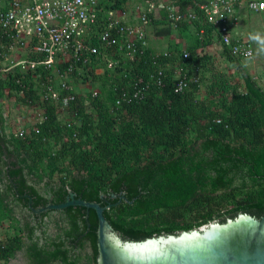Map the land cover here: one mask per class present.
Returning a JSON list of instances; mask_svg holds the SVG:
<instances>
[{
	"label": "trees",
	"instance_id": "obj_1",
	"mask_svg": "<svg viewBox=\"0 0 264 264\" xmlns=\"http://www.w3.org/2000/svg\"><path fill=\"white\" fill-rule=\"evenodd\" d=\"M130 1L100 0L98 20L80 37L95 52L84 49L76 60L69 50L57 64L69 76L57 99L42 98L56 77L48 67L0 73V227L5 220L9 228L0 230V264L98 263L93 208L34 210L64 202L69 191L103 206L112 230L130 241L240 213L264 215V73L253 75L251 60L223 43L202 0H168L192 13L187 20H170L164 8L147 10L151 34L129 58L119 44H104L100 32L111 10L134 21ZM236 36L230 31L232 43ZM215 42L216 54L209 49ZM175 73L188 78L180 92ZM5 97L40 107L45 118L10 128ZM19 255L22 261L12 263Z\"/></svg>",
	"mask_w": 264,
	"mask_h": 264
},
{
	"label": "built area",
	"instance_id": "obj_2",
	"mask_svg": "<svg viewBox=\"0 0 264 264\" xmlns=\"http://www.w3.org/2000/svg\"><path fill=\"white\" fill-rule=\"evenodd\" d=\"M199 7L207 21L220 30L223 43L231 45V52L252 61L254 52L250 40L242 36L232 43L230 31L240 20V9L260 12L264 10V0H202ZM154 8V13L159 12V8L166 9L172 21L192 18V13L180 12L168 0H160L157 5L138 3L132 9L135 19L132 23L123 22L128 14L125 11H109L107 26L100 32V40L107 45L119 44L126 55L133 58L136 51L147 44V10ZM101 11L99 0H0V73H7L18 66L48 67L56 77L47 86L42 98L57 99L63 89H69V76L64 75L57 64L65 62L69 50L76 60L84 49L95 52V47L88 48L80 37L98 20ZM29 51L44 55L30 60L27 57ZM176 79L175 91L180 92L186 87L188 78L175 73ZM156 81L159 82V77ZM138 93L137 89L133 95L138 96ZM73 97L65 95L63 102ZM39 108L33 106L32 110L39 112ZM44 117L40 116L41 119Z\"/></svg>",
	"mask_w": 264,
	"mask_h": 264
},
{
	"label": "water",
	"instance_id": "obj_3",
	"mask_svg": "<svg viewBox=\"0 0 264 264\" xmlns=\"http://www.w3.org/2000/svg\"><path fill=\"white\" fill-rule=\"evenodd\" d=\"M34 209L36 212L69 205L93 208L98 218L97 264H264V215L240 213L224 222L211 221L179 234L159 235L140 241L122 240L97 202L76 198ZM32 208V199L28 196Z\"/></svg>",
	"mask_w": 264,
	"mask_h": 264
},
{
	"label": "rangeland",
	"instance_id": "obj_4",
	"mask_svg": "<svg viewBox=\"0 0 264 264\" xmlns=\"http://www.w3.org/2000/svg\"><path fill=\"white\" fill-rule=\"evenodd\" d=\"M137 2H139V0L130 1V10H132V8ZM260 12L248 11L249 15H247L249 18L247 23L252 24L255 31H261V35L257 36L256 40H254L255 43L252 42V44L254 45V58L251 61V71L253 75L264 73V53H262V51H264V48L259 49V47L257 46L260 43H264V12ZM262 44L261 46L264 47V44ZM217 65L219 68H221V64L218 61ZM222 69L227 74H235L234 69H232V67L225 68L222 66ZM87 88H89V86H87ZM2 100V108L4 109L5 115H7V124L12 129H19L21 127L27 128L34 122V119L37 117L36 110L33 111L31 107H25L24 105L19 104L17 101H15L13 97H5ZM7 226L8 223L4 220L1 224L0 230L5 232L7 229H9L7 228ZM21 261L22 259L19 255L18 257L14 258L11 262L20 263Z\"/></svg>",
	"mask_w": 264,
	"mask_h": 264
},
{
	"label": "crops",
	"instance_id": "obj_5",
	"mask_svg": "<svg viewBox=\"0 0 264 264\" xmlns=\"http://www.w3.org/2000/svg\"><path fill=\"white\" fill-rule=\"evenodd\" d=\"M263 12H264V10H262L260 13H263ZM239 14H240V20H239L237 26H233L232 27L231 33L233 35L238 34V36H236V38L237 37H242V36L243 37L247 36L251 40V42L255 43L254 40H256L257 36H260L261 35V33H260L261 31H259V30L258 31H255L254 28H253V25L247 23V21H246L248 19V16L247 15H249L247 9H245V8L240 9V13ZM146 31H147V33H150L151 34V28L148 25H146ZM156 39H159V38L158 37H151V43L154 42V41H156ZM178 40L180 42L184 43V41H183L182 38H179ZM220 48H221V44L216 43V42L213 43L209 47L210 51L212 53H214V54H216ZM85 89L86 88H83V91ZM7 126H8V124H7Z\"/></svg>",
	"mask_w": 264,
	"mask_h": 264
},
{
	"label": "clouds",
	"instance_id": "obj_6",
	"mask_svg": "<svg viewBox=\"0 0 264 264\" xmlns=\"http://www.w3.org/2000/svg\"><path fill=\"white\" fill-rule=\"evenodd\" d=\"M99 2H100V0H99ZM132 9H133V8H132ZM125 12H126V11H125ZM131 12H132V10H131ZM119 13H120V12H119ZM126 13L130 14L129 12H126ZM128 14H127V15H128ZM157 14H159V13L157 12ZM157 14H156V15H157ZM127 15H126V16H127ZM126 16H124V18H126ZM132 17L134 18V15H133V14H132ZM124 18H123V19H124ZM134 20H135V19H134ZM146 25H147V24H146ZM147 34H148V33H147V31H146V36H148ZM245 37H247V36H245ZM247 38H248V37H247ZM248 39H249V38H248ZM249 40H250V39H249ZM250 42H251V40H250ZM251 44H252V42H251ZM252 48H253V52H254V45H253V44H252ZM253 58H254V57H253ZM109 63H110V62H109ZM109 63H108V66H109ZM111 64H112V62H111ZM97 71H98V70H97ZM83 88H87V85L82 84V85L79 86V89L83 90ZM88 89H90V88H88ZM39 109H40V108H39ZM33 111H34V110H33ZM4 113H5V112H4ZM41 113H42V110L40 109L39 112H37V117H36L34 120L41 119V118H40V116H42ZM6 116H7V115H6ZM44 118H45V117H44ZM41 120H42V119H41ZM22 128H24V127H21L20 129H22Z\"/></svg>",
	"mask_w": 264,
	"mask_h": 264
}]
</instances>
